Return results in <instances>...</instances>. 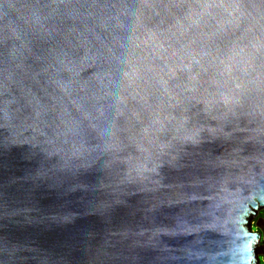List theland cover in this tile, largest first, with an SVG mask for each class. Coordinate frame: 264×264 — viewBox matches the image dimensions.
<instances>
[{
  "label": "water",
  "instance_id": "95a60500",
  "mask_svg": "<svg viewBox=\"0 0 264 264\" xmlns=\"http://www.w3.org/2000/svg\"><path fill=\"white\" fill-rule=\"evenodd\" d=\"M263 207L264 0H0V264H259Z\"/></svg>",
  "mask_w": 264,
  "mask_h": 264
},
{
  "label": "rangeland",
  "instance_id": "374dc122",
  "mask_svg": "<svg viewBox=\"0 0 264 264\" xmlns=\"http://www.w3.org/2000/svg\"><path fill=\"white\" fill-rule=\"evenodd\" d=\"M259 220H264V207L258 210L257 215L254 216V218L251 222V228L253 231H259L260 230L259 226L257 225ZM258 259H259V264H264V255L263 254H259Z\"/></svg>",
  "mask_w": 264,
  "mask_h": 264
},
{
  "label": "built area",
  "instance_id": "2783aa9c",
  "mask_svg": "<svg viewBox=\"0 0 264 264\" xmlns=\"http://www.w3.org/2000/svg\"><path fill=\"white\" fill-rule=\"evenodd\" d=\"M261 223V228H260V239H261V242L263 243V255H264V220H261L260 221Z\"/></svg>",
  "mask_w": 264,
  "mask_h": 264
}]
</instances>
